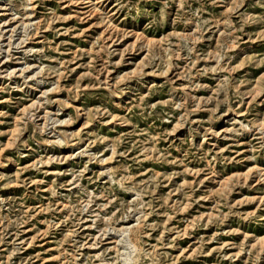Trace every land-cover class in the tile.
I'll return each instance as SVG.
<instances>
[{
	"label": "rangeland",
	"instance_id": "1",
	"mask_svg": "<svg viewBox=\"0 0 264 264\" xmlns=\"http://www.w3.org/2000/svg\"><path fill=\"white\" fill-rule=\"evenodd\" d=\"M0 264H264V0L0 1Z\"/></svg>",
	"mask_w": 264,
	"mask_h": 264
},
{
	"label": "bare ground",
	"instance_id": "2",
	"mask_svg": "<svg viewBox=\"0 0 264 264\" xmlns=\"http://www.w3.org/2000/svg\"><path fill=\"white\" fill-rule=\"evenodd\" d=\"M2 1V0H0ZM26 27V26H25ZM53 160V159H52ZM254 170H257V168H252L249 172H253Z\"/></svg>",
	"mask_w": 264,
	"mask_h": 264
}]
</instances>
